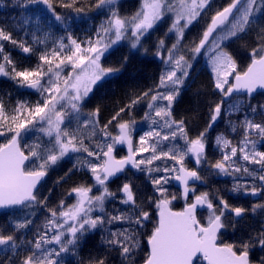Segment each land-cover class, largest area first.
I'll return each instance as SVG.
<instances>
[{"label":"snow or ice","instance_id":"obj_1","mask_svg":"<svg viewBox=\"0 0 264 264\" xmlns=\"http://www.w3.org/2000/svg\"><path fill=\"white\" fill-rule=\"evenodd\" d=\"M211 2L141 0L136 12L121 16L119 0H95L94 4L88 0H59V7L70 10L63 15L56 11L53 0H17L16 6L20 8H38L37 15L26 17L24 24L35 23L33 42L43 45L45 51L39 55L34 68L18 71L4 52L3 42L10 41L24 53L33 49L0 28V76L36 90L41 97L34 104L17 101L10 110L0 98V137L6 140L0 143V209L26 210L24 216L10 221L12 234H4V227L0 226V246H3L0 264H65V255H78L86 234L97 229L103 230L102 241L109 250L118 249L122 264H135L141 247V229L151 216L136 203L130 182L123 183L115 192L108 187L110 178L123 172L129 164L147 173L155 192L159 193L154 201L158 220L147 236L149 251L143 258V264H252L249 256L253 246L251 242H258L264 248V230L239 244L222 242L218 234L225 227L226 212L234 214V218H241L247 209L231 207L226 200L209 192L196 195V189L190 186V182H203L204 178L196 168H187L185 159L194 158L198 166L207 163L205 171L209 175L230 176L233 180L230 191L233 193L254 198L264 196V151L259 150V145L264 144V119L256 122L257 116L264 118V103H251L252 94L258 88L264 89V26L256 32L255 47L251 48V60L245 70H238L236 60L226 50L227 42L240 34H247L259 24V17L264 16V0H230L211 15L198 43L193 40L190 45H183L186 30L207 13ZM40 5L51 14L50 19L64 25L65 31L69 26L67 21L90 18L89 13L93 11H104L107 16L96 27L95 38L89 36L79 41L68 33L52 41L49 49V34L37 35L43 31ZM165 17L171 20L166 35L173 34L175 41L169 47L164 39H160L156 45L155 55L163 64L159 83L154 89L131 99L101 127L99 108L85 114L82 112L83 104L94 87L121 71L120 67H104L101 58L110 54L109 50L121 41H127L131 49L143 47L142 37ZM165 51L167 55H164ZM201 54L207 57L213 86L219 92L220 100L209 110L207 127L190 138L185 121L173 118L172 105ZM127 60V56L123 57L121 64ZM67 68L71 70L65 76L63 73ZM142 102H146L143 119L148 121L149 130L140 136L139 146L133 150L134 119L118 122L117 135H112L108 128L126 109L131 113L133 107ZM222 113L228 117L229 133L239 131L242 136L238 144H233L225 133H219L215 143L222 159L211 163L207 161L205 152L206 134ZM237 113L242 115L238 122L231 119ZM73 121L74 128L71 127ZM38 125V131L48 138L47 142L38 137L32 145H25V154L20 141L27 133L37 130ZM97 138L99 143L95 142ZM86 139L89 144H85ZM120 144H127L128 155L116 159L113 153ZM144 152L149 156L136 159L137 153ZM83 153L87 156L80 159ZM71 154L78 157L73 169L89 172L93 183L69 190V196L75 194L74 203L66 205L61 199L57 206L48 208V197L40 198L39 186L48 171ZM91 158H95V162ZM168 160L174 162L171 167L167 165ZM154 161H161L165 166L161 168ZM173 173L176 174L173 176ZM154 174L158 178H153ZM169 177L182 186L185 206L181 211H173L170 207L177 196L170 194L165 187ZM246 177L251 178V185L239 182ZM94 189L95 195L92 194ZM117 192L123 194L120 203L129 210L121 212L114 208L117 214L113 215L107 211L106 203L115 200ZM189 193L194 195L192 203L187 202ZM214 200L219 203L214 204ZM41 205L48 208L50 216L36 227L34 242L26 240L24 230L33 223L29 217L34 216L33 209ZM198 208L207 210L206 222L197 218ZM251 212L264 213V203L252 205ZM116 222L127 227L117 230L108 227ZM17 232L22 233L19 241ZM25 250L28 255L21 256V251ZM91 264H107L106 257L95 259ZM259 264H264V257L259 259Z\"/></svg>","mask_w":264,"mask_h":264},{"label":"trees","instance_id":"obj_2","mask_svg":"<svg viewBox=\"0 0 264 264\" xmlns=\"http://www.w3.org/2000/svg\"><path fill=\"white\" fill-rule=\"evenodd\" d=\"M138 1L139 0H124L122 5V2L119 4L120 6L118 9L124 16H130L136 12ZM88 2L94 4L95 0H88ZM229 2L230 0H217L211 4L207 13L202 14L199 21L195 22L186 30L183 45H190L193 40L198 43L202 31L210 20L211 15ZM53 4L56 11L62 15L70 11L59 7V0H53ZM16 5L17 0H0V28H3L6 32H10L12 37L18 42L24 41L25 46H30L33 49V51L29 53H24L21 48L13 45L10 41L3 42L4 52L10 56L13 64H15L16 69L19 71L25 68H34L38 63L39 55L45 51V48L43 45L33 42L32 32L35 30V23L24 24V19L26 17H34L37 15L38 8L36 6H29L24 9ZM39 10H43L41 12V26L43 31L37 33V35L43 37L45 33L49 34L47 44L49 49L52 47V41L61 36H66L68 33H71L73 38L79 41H83L89 36L95 38L94 34L96 27L100 24L101 20L105 19L107 16V13L104 11H93L89 13L90 18H74L67 21L69 26L67 27V31H65L64 25L56 22L54 18H49L51 14L44 9L43 5L39 6ZM72 15L73 17L75 16L74 13ZM169 19L170 18L165 17L155 25L153 29L149 30L148 34L142 39L143 47L131 49L128 42H123L110 49V54H106L103 57L101 63L104 67H120L121 71L99 86L94 87L93 92L86 98L82 108V112L85 114L99 108L98 119L101 127L106 124L120 108L125 107L131 99L139 96L144 91L154 89L155 85L159 83L163 64L160 58L155 55L157 52L156 45L160 39H164L169 47L175 41L173 34L166 35L170 25ZM260 26H264V16L259 17V24L253 26V29L247 34H240L237 38H233L226 43V50L233 55L237 62L238 70L240 71L245 70L250 63V51L251 48L255 47L256 32ZM26 32L27 35H25ZM65 43H67V41H65ZM145 49H147V51H145ZM164 55H167L166 51ZM125 56L128 57V60L126 63L121 64L122 58ZM198 64L199 58L194 62L192 79L181 89L179 96L174 100L172 105L173 118L176 120L183 119L185 121V126L190 138H194L207 127L209 110L220 100V94L213 86L214 79L211 71L208 67L199 68ZM70 70V68L65 69L63 75L66 76L67 72ZM0 98L3 99L6 108L9 110L16 105L17 101H27L29 104H34L37 100L41 99L37 91L29 92L24 86H20L9 77L4 76H0ZM258 102L264 103V93L256 94L251 100L252 104ZM146 110V102L134 106L131 113L126 109L116 121H113V123L109 125L108 131H110L112 135H115L116 124L120 121L130 119L136 121L135 127H137L138 123L144 120L143 118ZM241 118L242 115L240 113L234 114L231 117L233 121L237 122ZM227 119L228 117L224 116L222 113L220 122H217L208 130L206 134V145L208 148L213 145L219 133H225V135L232 140L233 144H238L242 132L229 133L226 123ZM261 119L264 118L257 116L256 122H260ZM75 126V121H73L71 127L74 128ZM39 127L40 125L37 126V130L27 133L21 139V149L25 151V154H27L25 145H32L37 141L38 137L42 138L45 143L47 142L48 138L44 137L43 134L38 131ZM137 131L138 130H136V132ZM132 139L133 145H138L136 144V136L132 137ZM207 139H209V141H207ZM5 142L6 140L4 137H0V143ZM95 142L99 143L100 141L97 138ZM85 144H89L87 139L85 140ZM259 150L264 151V144L259 145ZM124 154L125 151L123 148L116 147V157L121 158ZM207 154L208 152H206L208 162L214 163L217 160L213 157L210 158ZM85 156H87V153H83L79 158L82 159ZM77 159L78 157L76 154H71L48 171L45 180L39 187L41 193L40 198L43 199L44 196L48 197L46 202L48 208L57 206L61 199H64L66 205L72 204L74 196L68 195L69 190L81 184L90 185L93 183L89 172L73 169V164ZM185 166L192 169L194 163L185 161ZM69 169H73L72 172H69ZM66 173L67 176L65 175ZM200 175L204 178L203 180L206 181V187H199V192H209L210 194H215L223 198L227 202L231 201L229 193L233 184L231 185L225 180H217L214 178V175H209L207 172L200 171ZM61 177H64V179L61 180ZM153 178H157L156 175H153ZM125 182H130L132 184L136 203L140 205L144 211H148L151 216V220L146 221L145 227L141 229L143 232L141 236V247L136 255L135 264H142L143 258L148 252L146 247L147 236L156 223V207L154 201L158 198L159 193L155 192L154 186L148 175L142 174L139 170L125 171L122 176L110 182L108 187L115 192L117 188L122 187ZM165 187L170 194L174 193L177 197L179 196V192L172 184L170 178ZM121 199V194L117 192L115 200L106 203L107 211L111 212L113 215L117 214L113 211L114 208H118L121 212H127L129 209L120 203ZM232 202L233 203H228L234 207L238 206L234 204V201ZM48 208L41 205L33 209L35 215L29 217L33 223L28 229L24 230L23 233L26 240H32L34 242L36 227L41 225L47 216H50ZM172 208L178 209L179 205L174 204ZM25 212L26 210L17 208L5 210L0 213V226L4 227V234H12L13 226L10 224V221L24 216ZM255 226L256 225L250 218L245 217L235 228H229L230 230L222 236L233 238L232 241L230 238H227L225 243L239 244L242 241L249 240L250 236L256 235L257 227ZM108 227H111L112 230H117L127 227V225L122 222H116L114 225ZM231 231H233V234H230ZM21 235L22 233L20 232L16 233L18 241ZM102 235H104V232L101 229L86 234L78 249V255L72 256L66 254L65 264H91L95 259L102 257H106L107 264H122L118 249L109 250L102 241ZM251 243L253 246L256 245L255 241ZM253 246L251 247L252 250H254ZM26 255H28L26 250L21 251V256ZM249 256L252 264H259V259L264 257V249L263 253H258L256 250L251 251ZM0 258H3L2 251H0Z\"/></svg>","mask_w":264,"mask_h":264},{"label":"flooded vegetation","instance_id":"obj_3","mask_svg":"<svg viewBox=\"0 0 264 264\" xmlns=\"http://www.w3.org/2000/svg\"><path fill=\"white\" fill-rule=\"evenodd\" d=\"M213 1H215V0H212V3H213ZM205 152H207V146L205 148ZM196 167H197V165L194 164L193 168H196ZM189 169H191V168H189ZM214 178L217 179V180H221V181L225 180L226 181L228 176L214 175ZM229 181H231V179H229ZM190 186L195 187V189H196L195 194L199 195L201 193V192H199V187H206V181H204V180H203V182L202 181H197V182H195V184H191ZM257 186H259V182H257ZM93 191L96 192L95 189ZM179 195H180V198H182L184 203L182 205L178 204L179 208L176 209L177 211L181 210L183 208V206H185V198L182 197L180 192H179ZM229 198H230L231 201H228V202L233 203L232 201H234V204L238 205L236 207H243V208L247 209V211L242 215L241 218H234V214H229V212H226V215H225V218H224L225 227L223 229H221L220 233L218 234V238L222 242L225 243L227 238L228 239L230 238L231 241L233 240L232 237H224L222 235H225V233L228 232V230H230L229 228H235V226H237L239 224V222H241V220H244L245 217L250 218L252 220V222H254V224L256 225L255 227H257V232L264 230V213L257 212V213L254 214V213L251 212L252 205L259 204V203H264V196H258L256 198H254V197H252L250 195L245 196L243 193L230 192L229 193ZM193 199H194V195L192 193H189V195L187 197V202L191 203V201ZM213 202H214V204H218L219 203V202H217L215 200ZM235 202H237V203H235ZM231 207H234V206H231ZM196 215H197V218L200 219L202 222H206V217L208 215L206 209H199L197 211ZM232 230H234V229H232ZM230 234H233V231H231ZM253 247H254V250L251 249L250 252L256 250L258 253H263V249L264 248H261L259 246L258 242H256V245L253 246ZM198 264H199V262H198Z\"/></svg>","mask_w":264,"mask_h":264},{"label":"rangeland","instance_id":"obj_4","mask_svg":"<svg viewBox=\"0 0 264 264\" xmlns=\"http://www.w3.org/2000/svg\"><path fill=\"white\" fill-rule=\"evenodd\" d=\"M215 1H217V0H215ZM215 1H213V3L215 2ZM122 2V3H121ZM123 2H124V0H119V3H118V8H119V4L121 3V5L123 4ZM212 2H211V4H213ZM140 6H141V0H139L138 1V7H137V9L138 8H140ZM137 11V10H136ZM120 12V11H119ZM120 14H121V16H124L121 12H120ZM170 20V19H169ZM159 23V22H158ZM157 23V24H158ZM170 23H171V20H170ZM148 34V33H147ZM146 34V35H147ZM145 35V36H146ZM144 36V37H145ZM174 36V35H173ZM144 37H142V39L144 38ZM174 38H175V36H174ZM127 43V41L125 42V41H121L119 44H122V43ZM118 44V45H119ZM115 46H117V45H114L113 47H115ZM199 64H198V66H199V68L200 67H208L209 68V70L211 71V68H210V66H209V64L207 63V57L205 56V55H203V54H201V55H199ZM102 59H103V57L101 58V61H102ZM192 74H193V69H190V78L187 80V82H186V85L189 83V81L192 79ZM213 76V75H212ZM229 79L231 80V79H233V77H229ZM185 85V86H186ZM184 86V87H185ZM183 87V88H184ZM182 89V88H181ZM166 103V102H165ZM222 118V114H221V117L219 118V120L217 121V122H220V119ZM216 122V123H217ZM215 123V124H216ZM115 130H116V133H115V135H117L118 134V129L116 128V126H115ZM136 130H138L137 132H136ZM149 130V126H148V121H145V120H143L142 122H140V123H138V125H137V127H135L134 129H133V131H132V137H134V136H136V144H138V145H133V150H135L138 146H139V139H140V136H142L143 134H144V132H146V131H148ZM157 130H159V129H157ZM136 133V134H135ZM163 134V133H162ZM114 135V134H113ZM134 135V136H133ZM217 137V136H216ZM216 140V139H215ZM207 141H209V139H207ZM213 142V141H212ZM180 143L182 144L183 143V141H180ZM165 144H167V142H165ZM207 146V145H206ZM116 149V148H115ZM164 150H167L166 148L164 149ZM207 152H208V154L207 155H209L210 156V158L211 157H213V158H215V159H222V156H221V152H220V150H219V148L217 147V145L215 144V141H214V143H213V145L212 146H210L209 148L207 147ZM238 155V157H239V153L237 154ZM149 156V153L148 152H144V153H137V155H136V159H143V158H146V157H148ZM92 160H93V162H95V158H91ZM185 161H189V162H193V158H191V157H188V158H186L185 159ZM174 162H172L171 160H168L167 161V165L169 166V167H171L172 166V164H173ZM215 163V162H214ZM154 164L155 165H159L161 168L162 167H164L165 165L161 162V161H154ZM207 167H208V164L207 163H204V164H202V165H197V167H196V170L197 171H202V172H207V171H205V169H207ZM139 172H141V171H139ZM142 174H147V173H145V172H141ZM208 173V172H207ZM176 173H173L172 175L174 176ZM91 175V174H90ZM148 175V174H147ZM154 175H156V174H154ZM159 175H164V173H160ZM156 177L158 178V176L156 175ZM171 180H173V178L172 177H169ZM229 179H231V181H229ZM45 180V179H44ZM226 182H228V183H230L231 185L233 184V180H232V178L230 177V176H228V178L226 179ZM240 183H247V184H249V185H251V183H252V180H251V178H248V177H246L244 180H241V181H239ZM231 192V191H230ZM93 195H95V194H97L96 192H94L93 191V193H92ZM74 201H75V198L73 199V203H74ZM215 201H217V202H219L218 200H215ZM184 202H183V200H182V198H180L179 196L177 197V199H175V200H173L172 201V203H171V207H173L174 206V204H179V205H182ZM94 231V230H93ZM92 231V232H93ZM91 233V232H90ZM2 249H3V246H0V251H2Z\"/></svg>","mask_w":264,"mask_h":264},{"label":"water","instance_id":"obj_5","mask_svg":"<svg viewBox=\"0 0 264 264\" xmlns=\"http://www.w3.org/2000/svg\"><path fill=\"white\" fill-rule=\"evenodd\" d=\"M233 79H234V77H233ZM24 88L27 90V91H29V92H35L36 90H34V89H30V88H27V87H25L24 86ZM259 93H264V89H260V88H258L253 94H252V98L256 95V94H259ZM120 145H122L123 147H124V149H125V153H126V155L125 156H127L128 155V146H127V144H120ZM113 155H114V153H113ZM115 156V155H114ZM116 159H120V158H116ZM195 162V161H194ZM126 170H137V169H135V168H133L130 164L129 165H126V167H125V170L123 171V172H121V173H118L115 177H113V178H110V181L112 182L113 180H115L116 178H118V177H120ZM45 179V178H44ZM173 184H174V186L180 191V193H181V195H182V186L180 185V183H179V181H176L175 179H173ZM192 183L190 182V185H191ZM74 194V193H73ZM75 195V194H74ZM121 195L123 196V194L121 193ZM183 197V196H182ZM194 200V199H193ZM193 200L191 201V203L193 202ZM184 208V207H183ZM200 208H198L197 209V211L199 210ZM5 210H9V209H0V212H2V211H5ZM173 211H175V210H173ZM181 211V210H180ZM156 220H158V210H157V212H156ZM146 247H147V251H149V245H148V243L146 242ZM143 264V263H142Z\"/></svg>","mask_w":264,"mask_h":264}]
</instances>
